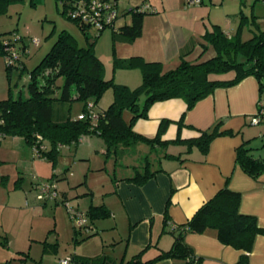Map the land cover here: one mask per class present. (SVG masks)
Masks as SVG:
<instances>
[{
    "label": "crops",
    "instance_id": "0c3cea01",
    "mask_svg": "<svg viewBox=\"0 0 264 264\" xmlns=\"http://www.w3.org/2000/svg\"><path fill=\"white\" fill-rule=\"evenodd\" d=\"M257 1L252 0L249 5L252 21L261 19L254 11ZM248 2L201 0L198 4L186 5L185 0H117L118 16L114 27L101 31L94 43L95 54L105 67V78L129 88L139 86L142 73L138 67H114L115 60L133 56L161 62L163 72L176 68L182 59L198 63L212 58L216 51L205 34L219 26L227 36L233 35L239 13L242 20L249 17ZM140 6L144 8L141 33L128 40L121 28L131 23L133 9ZM253 30L250 29V36ZM234 75L229 71L211 74L210 78L228 80ZM9 92L14 95L5 58L0 56V100L7 98ZM103 97L108 104L112 102L111 88L103 93L100 101ZM261 98L264 94L260 93L259 82L255 75L249 74L233 85L216 87L191 109L186 108L182 98L152 103L147 116L135 121L133 131L152 138L157 134L160 122L166 120L161 140L168 141V145L164 149L157 146L150 153L152 170H159L143 184L125 178L142 163L143 156L149 152L147 144L125 148L118 165L113 157L106 158L105 142L97 133L82 135L76 142L58 143L55 158H42L33 156L31 143L23 136L0 132V162H13L16 169L13 173V168L0 169V264H31V261L50 264V258L59 248L58 238L51 246L43 245L36 262L31 248L40 240L32 237L31 224L20 223L15 216L22 211L31 213V209H42V205L44 210L53 207L54 218L61 211V217L68 220L67 211L64 212L60 204L62 199H72L71 206L85 211L91 206H102L107 211L106 216L91 220L88 237L84 238L87 234L76 235L79 240L87 239L85 249L81 248L86 244L84 242L74 251L60 256H71L72 264H84L83 260L99 255H105L111 262H119L142 250L143 259L154 257L172 245V225L185 223L224 185L241 193L240 212L255 215L259 226L264 227V173L254 179L235 161L236 148L243 141H248L254 157L264 158V121L251 123ZM77 114L71 117L76 118ZM123 116L128 120L130 113L125 111ZM52 117L59 120L53 110ZM215 124L223 133L213 137L208 149L202 151L195 139ZM44 143L48 151L50 142H45L44 138ZM76 144L73 157L69 159L61 148L69 145L71 152V147ZM76 172L81 179L75 177ZM44 179L56 182L59 201L29 206L27 193L31 194L35 184ZM56 226L55 221L52 229ZM71 231L70 237L74 238L73 227ZM57 234L59 236L60 231ZM105 235H108L107 239ZM185 241L200 257L198 264H237L242 253L247 255L246 264H264V234H257L249 252L222 243L216 230L211 228L203 233H188ZM151 264L191 263L164 258Z\"/></svg>",
    "mask_w": 264,
    "mask_h": 264
},
{
    "label": "trees",
    "instance_id": "16d2710c",
    "mask_svg": "<svg viewBox=\"0 0 264 264\" xmlns=\"http://www.w3.org/2000/svg\"><path fill=\"white\" fill-rule=\"evenodd\" d=\"M16 1L19 0H0V12L5 11L9 3ZM57 1L61 5V13L67 19L76 22L84 32L88 45L79 46L77 39L70 32L62 30L50 50L36 67L28 72L29 78L26 84L28 97L24 98L21 94L14 96L9 92L7 98L0 100V132L23 136L30 143L34 141L36 134H41L51 145L48 151L43 152L44 158L48 156L55 158L58 143L76 142L82 135L95 133L105 142L106 158L113 157L118 165L121 164L120 158L125 148L134 147L138 143L147 144L149 152L143 156L142 163L125 178L143 184L159 170H152L150 153L157 146L164 149L168 145V141L161 140L166 120L160 122L157 134L152 138L133 131L135 121L147 116V110L152 103L170 98H182L186 102V108L191 109L196 102L212 93L216 87L233 85L249 74L255 75L259 82L260 93L264 94V28L258 27L252 31L250 37L243 40L240 34L241 27L236 34L227 36L219 26H215L211 32L205 34L216 51L212 58L198 63L182 59L176 68L165 72L162 71L161 62L146 61L139 56L127 60H115L114 67H138L141 70V84L129 88L115 83L113 79L105 78L104 64L94 51V43L99 33L105 28H113L117 17L114 22L106 24L101 29H95L91 22L68 15V11L73 9L79 0ZM115 2L118 12L117 0ZM143 13L144 8L141 6L133 9L131 23L121 28V33L126 39L132 40L140 35ZM89 28L95 30L93 36L88 34ZM19 39L21 40V36L13 38L11 32L0 31V56L5 58L13 52L26 54L27 52H24L27 49L26 45L16 44ZM22 55L17 63L6 65L9 79L14 67L19 68L20 71L26 70ZM229 71L235 73L231 79L210 78L211 74ZM58 77L63 78L61 85L56 82ZM109 88L113 91V100L105 110L97 111L99 118L94 127H91L88 118L67 117L60 121L52 117L54 101L81 100L84 109L86 103L92 101L96 107L98 100ZM125 111L130 113L128 120L124 119ZM220 133L223 132L218 131V124H215L211 129L202 131L195 139V143L202 151H206L213 137ZM235 161L254 179L264 173V158L252 155L248 141H243L236 148ZM240 199V192L224 185L210 199L202 203L185 223L172 225V245L167 250H160L152 258L143 259L142 250L131 258L119 262H111L105 255L88 258L82 262L84 264H151L160 259L171 258L198 264L200 257L196 256L193 248L186 243L185 236L188 233H203L210 228L216 230L217 238L222 243L249 252L257 234H264V227L259 226L255 215L240 212ZM86 212L89 230L92 219L107 215V211L102 206H91ZM167 221L165 216V223ZM73 228L75 232L81 231L74 225ZM89 234L90 231L84 238ZM80 240L75 236L74 241ZM246 261L247 255L242 253L237 264H246Z\"/></svg>",
    "mask_w": 264,
    "mask_h": 264
},
{
    "label": "rangeland",
    "instance_id": "374dc122",
    "mask_svg": "<svg viewBox=\"0 0 264 264\" xmlns=\"http://www.w3.org/2000/svg\"><path fill=\"white\" fill-rule=\"evenodd\" d=\"M251 1L252 0H249L246 6V10L249 16L248 19L242 20V14L240 15L239 13V21L237 22V25L235 26L233 32V34H236L238 32V28L241 27L240 34L243 40L250 37V29L256 30L258 29V26L264 28V21H262V19H264V16H262L264 15V2H262V0H258L256 2L254 11L256 12V15H259V17H261V19H258L257 21H252L253 17H251L249 7ZM61 9V5L58 3L57 0H19L16 2L9 3L7 5L6 10L0 12V31L11 32L13 38L21 36V40H17L16 44L19 46L25 44L27 47V53L22 55V61L26 66V70L20 71L19 68L14 67L11 72V88L14 92V95L17 96L21 94V96L24 98L28 97L29 93L26 87L29 78L28 72L35 68L36 65L44 57V55L50 50L53 43L56 41L58 34L62 30H67L68 32H70L77 39L79 46L88 45L84 32L80 29L76 22L67 19V17L61 13ZM225 30L227 31V28ZM94 33L95 30L93 28H89L88 34L93 36ZM32 38H37L39 40V43H33L31 40ZM56 82L58 85H61L63 82V78L58 77L56 79ZM100 99L96 103V111L103 110L101 105L103 107L106 106L107 108L110 104L105 101V97H103L101 101ZM52 110L55 115H58V119L62 121L67 117H71L72 115L77 114V111H83L84 104L81 100L77 99H73L70 101L56 100L54 101ZM45 142H49V140L45 138ZM77 146L78 144L73 145L71 147V152L68 149L69 145H65L61 149L63 151V154H65V156L71 159L74 154V149ZM76 161H80L78 156ZM4 167L6 169L13 168V170H11V173L16 170L14 163L10 161L0 162L1 171H3ZM75 177L77 179H81V175H79V172H76ZM32 180L33 182H35L36 179H34L32 176ZM27 194H29V206L33 207L34 203L38 205H41L43 203L35 198L34 188L31 191V194ZM70 200L68 199L66 201H68L70 205H73ZM60 204L64 208V212H66L67 210L63 202H61ZM41 208L42 209H37L36 211L31 209V213L22 211L15 217L16 220L20 223L22 222L23 224H31V235H33L32 237H37L40 240V242L33 243V248H31V255L35 257L33 260H36V262L40 259L39 256L42 252L41 249L43 245L44 247L46 246V244L51 246V243H56V237L58 238L57 242L59 248L56 254H54L55 256L50 258V264H59V259L61 258L60 256H62V254L67 251H74V249H76L77 247L79 248L81 246V243H86L87 239L74 241V238L77 234L86 235L87 232L84 230H81L79 232L74 231V238H71L70 231L73 227V222L68 212H66V217L68 219L66 220L65 218L61 217V211L58 212V215L56 216V218H54L55 216L53 215L54 212L52 210V206L50 207L52 208L51 210H44L42 205ZM55 221L57 226L53 230L52 226ZM57 231H60L59 236L57 234ZM48 235V240L44 241V239ZM107 237L108 235H105L106 239ZM93 240L95 242V239ZM85 246H87V243L83 244V247L81 248L85 249ZM47 262L48 261H46V263ZM31 264L38 263H35V261H31Z\"/></svg>",
    "mask_w": 264,
    "mask_h": 264
},
{
    "label": "built area",
    "instance_id": "2783aa9c",
    "mask_svg": "<svg viewBox=\"0 0 264 264\" xmlns=\"http://www.w3.org/2000/svg\"><path fill=\"white\" fill-rule=\"evenodd\" d=\"M201 0H185L186 5L198 4ZM264 2V0H262ZM115 0H79L76 2L73 9L68 11V15L72 18H79L91 22V25L95 29H101L106 24L114 22L117 17V9ZM18 38V36H17ZM33 43L38 44L37 38L31 39ZM27 52V49L24 50ZM21 53L13 52L11 55L5 57V64H15L21 58ZM77 119L88 118L91 121V127L96 124L99 113L95 109V105L92 101H88L85 105V109L80 111ZM264 121V98L259 99L255 113L251 118L252 124H258ZM1 123V121H0ZM31 149L34 157H42L43 152L47 150V146L44 143V137L41 134H36L34 141L31 143ZM35 198L43 203L59 201V192L57 184L53 179H47L45 181L35 184L34 187ZM64 206L73 222V225L79 229L84 230L87 233L90 231L88 227V215L83 209L71 206L68 201L62 199ZM73 258L66 256L59 260V264H72Z\"/></svg>",
    "mask_w": 264,
    "mask_h": 264
}]
</instances>
